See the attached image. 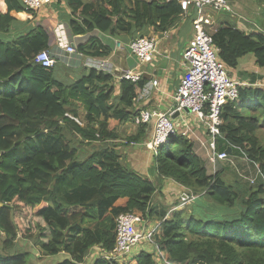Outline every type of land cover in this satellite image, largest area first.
<instances>
[{
    "label": "trees",
    "instance_id": "trees-1",
    "mask_svg": "<svg viewBox=\"0 0 264 264\" xmlns=\"http://www.w3.org/2000/svg\"><path fill=\"white\" fill-rule=\"evenodd\" d=\"M0 2V264H27L28 253L21 245L30 241L38 256L57 259L56 264H85L91 250L88 264H111L93 260L94 250L111 251L115 219L134 212L162 221L156 246L170 263L264 264V147L256 135L255 111L246 116L238 110L255 99L264 114V92L240 87L238 101L222 110L221 136L215 139L216 152L229 148L230 157L238 154L259 173L253 184L241 180L248 188L240 193V186L227 182L223 173L207 175L190 141L176 134L151 154L158 180L172 181L183 190L168 213L157 211L151 204L154 183L122 165L109 144L119 139L114 126L138 115L134 101L143 78L135 84L117 81L116 98L112 74L91 70L75 81L61 80L70 68L44 69L33 61L46 51L47 34L38 28L23 36L16 27L18 15L28 22L34 13L23 12L20 0ZM69 6L82 19L69 21L73 35L97 31L115 40L144 37L150 28L164 32L182 16L175 1L164 0H69ZM211 36L226 71L247 55L264 70L263 37L231 28ZM76 50L88 57L108 55L94 39ZM78 106L85 111L84 127L65 118L68 113L77 116ZM110 119L115 121L111 129ZM136 128L126 144L145 141L148 127ZM69 137L80 144L100 143L101 148L79 159ZM228 166L242 174L240 161ZM184 194L195 199L183 203ZM204 208L214 217L200 215ZM128 264L154 263L150 254L141 252Z\"/></svg>",
    "mask_w": 264,
    "mask_h": 264
},
{
    "label": "crops",
    "instance_id": "crops-1",
    "mask_svg": "<svg viewBox=\"0 0 264 264\" xmlns=\"http://www.w3.org/2000/svg\"><path fill=\"white\" fill-rule=\"evenodd\" d=\"M99 1L102 0H83L85 3H94ZM164 1L166 2V0ZM227 3L229 7L228 11H213L211 9L204 10V15L211 22V25L208 28L209 34L213 35L218 30L231 28L233 31L244 32L246 36H260L264 38V0H227ZM2 10L3 4L0 2V12ZM78 12H72L69 6V0H56L51 6L43 8L37 13H34L35 17L28 22H26L22 16H17L16 27L18 30L23 32V36L27 35L29 32L33 33L34 31L38 30V28L42 29L47 34L48 47L46 51L50 53L55 61L54 68L67 67L71 69V71H64L62 73V76L59 77L60 79L62 78L61 80L75 81L80 79L81 76L87 75L88 73L82 64L71 63L70 66H66V62L61 59L60 56L63 52L58 48L59 40L56 33L57 29L61 26L63 27L61 29L65 31L66 43H73L78 46L86 43L88 39H94L99 42L100 46L103 47V49L108 54L104 58L85 57L93 60H107L111 66V70L113 71L114 69H121L120 58L115 54L117 51L115 50V44L121 43L126 45L131 40H125V36H119L115 40L97 31L89 32L84 35H73L68 23L71 20H75L78 23L82 21ZM193 17V13L190 12L186 16L182 15L177 18L172 26H170V28H168L166 31H155V34H157L159 39L157 54L154 56L152 63L142 65L137 70L142 72V80L144 82L143 86H147L153 80L158 82V86L155 89L152 88L151 94L149 96L142 99H140L139 96L135 99L134 106L135 110L138 112H164L167 111L172 105L171 97L177 89L179 81L186 70L182 55L193 34L191 25ZM151 31H153V29H148L146 36L150 35ZM120 52L125 56L124 65L126 68H133L136 64L134 57L129 55L126 51ZM58 69L61 71V68ZM114 72L112 76L115 78L116 75ZM227 74L228 77L234 82L240 83L245 87L252 89L255 88L264 92V70L257 67L256 61L252 55H247L243 58H240L237 61L236 67L234 69H229ZM112 84L115 88L114 98H116L117 94L119 93V85L116 80ZM110 121L111 119L108 120V124ZM130 121L131 120H128V122L124 125L130 126L128 133L134 135L137 128L133 126L132 122ZM172 122L177 126L178 133L181 135L184 134V136L190 141L194 152L204 163V166L209 171L210 168L212 171H214L215 168L209 165L207 161L211 150L209 149L204 127L199 125L198 120L187 112L174 116L172 118ZM150 135L151 127H148V134L145 138V141ZM115 142L118 143L120 140L118 139ZM204 144L205 148L203 147ZM115 150H121L120 152L118 151V153L120 155H124V157L120 158L122 165L154 183L156 191L152 197L151 204L157 211L159 207L156 206V199L164 198L168 200L169 198L166 196L168 193H175L178 196V193L183 190L180 188V186L176 185L172 181L158 180L155 171L153 159L154 156L146 151L143 147H130L129 149L115 147ZM224 153L227 154V160H229L231 163H234L235 160L241 162V175H244L245 177H251V180H256V172L254 168L251 167L250 163L248 164L243 158L238 157V154H234L230 157L231 151L229 148ZM227 165L228 162L225 165L223 163H219L217 165L219 167L217 172L222 173L223 170L227 169ZM164 195L166 197H163ZM153 219V221L157 220V218ZM140 251L150 254L152 256L153 263L157 264V258L151 254V248L143 246V248L136 251L135 254L137 255ZM91 252L88 258L92 254ZM88 258H86L85 261L87 264L90 262Z\"/></svg>",
    "mask_w": 264,
    "mask_h": 264
},
{
    "label": "built area",
    "instance_id": "built-area-1",
    "mask_svg": "<svg viewBox=\"0 0 264 264\" xmlns=\"http://www.w3.org/2000/svg\"><path fill=\"white\" fill-rule=\"evenodd\" d=\"M23 12L37 13L39 10L51 6L56 0H20ZM175 1L179 6L182 15L186 16L190 12L194 17L191 21L192 37L185 48L182 58L185 62L186 70L182 75L179 85L171 97L172 105L164 112H139L131 121L133 126L145 125L151 127V135L140 144H129L130 147H143L154 155L168 143L170 136L178 134L177 126L173 124L172 118L188 111L194 116L199 125L204 127L207 135L210 155L207 158L209 165L213 168L219 163L228 161L227 154L215 151V139L220 137L221 120L220 115L223 108L237 102L239 98V88L245 87L240 83L232 81L219 60V50L214 46L208 28L210 20L204 15L205 9L213 11H228L227 0H166ZM62 26L57 29L58 48L63 52L60 56L70 66L71 63L82 64L86 71H96L112 74L117 81H129L133 84L139 83L142 72L137 70L140 66L150 64L154 60L158 49V36L151 31L150 35L131 40L126 45L115 44V50L126 51L134 57L136 64L133 68L122 71L121 69L111 70L107 60H93L85 57L76 50V45L65 42V31ZM34 63L43 68H52L54 59L48 51H41L33 58ZM158 82L151 81L147 86H143L140 99L151 94L152 88H156ZM73 121V120H71ZM74 122V121H73ZM184 136V134H182ZM259 175L256 172V177ZM253 183L254 180L249 181ZM194 197L188 195L181 196V202L190 203ZM167 218V217H166ZM165 218V219H166ZM164 219V220H165ZM162 221H149L139 213L120 214L115 219V242L111 251H105L101 247L95 248L96 259L104 260L111 264H125L133 260L137 255L136 251L147 246L153 250L155 239L161 234ZM157 247V246H156ZM153 253V252H151ZM157 258V264L170 263L165 254H152ZM161 255V256H160ZM93 259V260H96Z\"/></svg>",
    "mask_w": 264,
    "mask_h": 264
},
{
    "label": "rangeland",
    "instance_id": "rangeland-1",
    "mask_svg": "<svg viewBox=\"0 0 264 264\" xmlns=\"http://www.w3.org/2000/svg\"><path fill=\"white\" fill-rule=\"evenodd\" d=\"M112 74H113V72H112ZM115 80L117 81L116 77H115L114 81ZM250 100L247 101L249 103L245 104L246 107H243V108L240 107V108H238V110H239L240 114H245L246 116L250 115L251 112L255 111V113H253V114L258 118V121H259V128L257 130L256 135H257V137H258V139L260 141V144L264 147V114L262 113L263 112V108L261 106H259L260 105L259 104L260 101H256L255 99H250ZM248 108H250V109H248ZM85 116L86 115H85V111L83 110V108L81 106H78V108H77V116H73L72 114L68 113V114L65 115V118L68 119L69 121L73 120L74 123L77 124L79 127H84L86 125ZM114 122L115 121H113L111 119V121L109 122V125H110L109 129L112 128ZM62 123L65 124L64 121ZM261 126H262V128H261ZM114 127L117 128L116 131L118 132L120 142H118V143L113 142V143H109V144L114 145L115 147H120L122 149H126V148L129 149L130 146H129V144H126V137L131 136V134L128 133V130L130 129V126L123 124V125L114 126ZM177 132H178V130H177ZM69 138L73 142V147H75L77 149V151H78L79 159H83L86 156H88L92 151L101 148L100 143H93V144L90 145V144H86V142H85L84 144H80L78 138H75V139L72 138V137H69ZM115 147H114V149H115ZM203 147L205 148V144L203 145ZM118 151L120 152L121 150H118ZM119 157L122 158V157H124V155H120L119 154ZM227 162L230 163V161L228 160L226 162H223V164L225 165ZM214 168H215L214 171H212L211 168H210V171L206 168L207 175H211L213 173H216L219 167L216 165ZM226 168L227 169L223 170V172H222L223 173V178L227 182H229L230 184H236V185L240 186V189H239L240 193H243L248 188V186L245 185V183H242L241 180H243V181H248V180L251 181V177H245L244 175H241L240 173L232 172L233 171L232 167H230L228 165L226 166ZM252 184L253 183H250V185H252ZM166 196H168V198H169L168 200H166L164 198L156 199V206L159 207L158 211H166V212H168L167 210H169L172 207H174L175 202H176L175 201L176 200L175 199L176 194L175 193H173V194L168 193ZM166 196L164 195L163 197H166ZM208 206L210 207V206H213V205L209 204ZM209 210H211V208H209ZM211 212H212V214H214L215 210L212 209ZM203 213H205V214L201 213L200 215H204V216H207V217H214V216H212L211 214L208 213L206 208H204ZM152 220H150V221H152ZM161 231H162V228H161ZM3 236L4 235L1 236L2 240H3V238H2ZM160 236H161V234H159V236L156 237L155 244H154L155 247H153L154 251H152L153 253H151V254H154V253H157V252L161 253L159 251L158 247H156V242H157V240H158V238ZM14 242H18V241H14ZM18 243L22 244L23 242H18ZM31 245H32V241L26 242V245H21L22 251L24 253H28V255H27V264H56L58 262L57 259H53L52 260V259L43 258V256H40V255L38 256L37 255L38 247H31ZM27 247H30V249L27 248ZM0 248H2L1 244H0ZM32 259H35V260L31 261ZM92 259H96V258H94V256H93ZM166 259L168 260L167 256H166ZM128 263H125V264H128ZM85 264H87V263H85Z\"/></svg>",
    "mask_w": 264,
    "mask_h": 264
},
{
    "label": "water",
    "instance_id": "water-1",
    "mask_svg": "<svg viewBox=\"0 0 264 264\" xmlns=\"http://www.w3.org/2000/svg\"><path fill=\"white\" fill-rule=\"evenodd\" d=\"M116 56L120 58V66H121V70L124 71L126 70V66L124 65V62H125V56L123 53H121L120 51H116ZM116 76H118V72H114ZM185 112L188 113L187 110H185ZM1 206V205H0Z\"/></svg>",
    "mask_w": 264,
    "mask_h": 264
},
{
    "label": "clouds",
    "instance_id": "clouds-1",
    "mask_svg": "<svg viewBox=\"0 0 264 264\" xmlns=\"http://www.w3.org/2000/svg\"><path fill=\"white\" fill-rule=\"evenodd\" d=\"M31 13H32V12H31ZM18 16H22V15L20 14V15H18ZM117 51H118V50H117ZM40 52H41V51H40ZM53 67H54V66H53ZM53 67H52V68H53ZM42 68H43V67H42ZM52 68H44V69H52ZM237 101H238V100H237ZM235 103H236V102H235ZM152 154H153V153H152ZM153 155H154V154H153ZM155 155H156V154H155ZM155 155H154V156H155Z\"/></svg>",
    "mask_w": 264,
    "mask_h": 264
}]
</instances>
